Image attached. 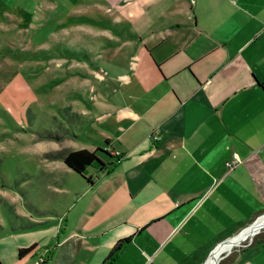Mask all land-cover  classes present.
<instances>
[{
    "label": "crops",
    "instance_id": "1",
    "mask_svg": "<svg viewBox=\"0 0 264 264\" xmlns=\"http://www.w3.org/2000/svg\"><path fill=\"white\" fill-rule=\"evenodd\" d=\"M29 1V26L60 14V34L74 32L92 53L72 109L92 145L67 149L102 147L113 157L99 153L112 163L87 168L92 183L60 158L79 179L49 171L47 189L66 202L46 209L47 221L12 227L0 239L8 254L0 264H35L40 255L43 264H110L124 238L111 264H205L217 244L261 217L264 0ZM73 188H81L75 198ZM26 228H35L31 241L16 234ZM251 242L231 264H264V243Z\"/></svg>",
    "mask_w": 264,
    "mask_h": 264
},
{
    "label": "rangeland",
    "instance_id": "2",
    "mask_svg": "<svg viewBox=\"0 0 264 264\" xmlns=\"http://www.w3.org/2000/svg\"><path fill=\"white\" fill-rule=\"evenodd\" d=\"M33 3L0 0L3 15L0 28V239L7 238L14 226L47 221L46 209L66 202L65 195L47 189L48 173L56 170L68 182L78 180L74 173H66V165L58 155L67 148L92 145L72 113L76 102H82L81 96L86 90L78 86V81L86 71L85 66L92 64L90 47H80L74 32L60 34L57 30L60 14L42 28L29 26L28 8ZM17 15L22 22L12 28L10 25ZM84 35L89 44L91 34ZM83 99L84 106L90 109V102L86 97ZM87 134H91L90 131ZM80 191L81 188H73L70 197L79 196ZM34 229L26 228L16 234L19 239H24L20 236L25 235L26 240L31 241L28 234ZM259 230H264V226ZM36 234L34 237L41 236ZM254 234L246 236L238 245L225 246L214 264H219L224 253L231 251L228 253L231 254L251 242ZM0 254L8 256L1 245Z\"/></svg>",
    "mask_w": 264,
    "mask_h": 264
},
{
    "label": "trees",
    "instance_id": "3",
    "mask_svg": "<svg viewBox=\"0 0 264 264\" xmlns=\"http://www.w3.org/2000/svg\"><path fill=\"white\" fill-rule=\"evenodd\" d=\"M108 141V140H107ZM99 153L108 155L113 157V154L105 148L98 147L95 150H90L87 148H82V149H76V150H63L61 153H59L58 157L62 158L63 161L73 170L78 172L79 174L83 175L85 179L89 182L92 183L91 177L85 176V171L89 167H95L99 171H109L110 170V164L112 163L111 161H105L103 158L100 157ZM129 238H124L119 240L112 250L110 251L108 255V259L110 261V264L112 261H114L119 254L121 253L124 243L127 242ZM251 243H264V230L259 232L254 238L252 239ZM247 244V243H246ZM36 245L29 246L27 248H20L19 249V256L23 257L30 253ZM234 251L226 258H223L219 264H231L230 257Z\"/></svg>",
    "mask_w": 264,
    "mask_h": 264
},
{
    "label": "bare ground",
    "instance_id": "4",
    "mask_svg": "<svg viewBox=\"0 0 264 264\" xmlns=\"http://www.w3.org/2000/svg\"><path fill=\"white\" fill-rule=\"evenodd\" d=\"M264 226V214L256 220V222L247 227L243 232L236 235L231 240L221 244L210 256V258L205 262V264H214L215 260L219 258V256L222 254V251L224 250L225 246L228 247L230 245H238L241 240H243L246 236L254 234L256 231H258L261 227ZM235 241V242H234ZM221 258V257H220ZM217 264V263H216Z\"/></svg>",
    "mask_w": 264,
    "mask_h": 264
},
{
    "label": "water",
    "instance_id": "5",
    "mask_svg": "<svg viewBox=\"0 0 264 264\" xmlns=\"http://www.w3.org/2000/svg\"><path fill=\"white\" fill-rule=\"evenodd\" d=\"M257 219H258V218H257ZM257 219H256V220H257ZM256 220H254V222H252V224H250L249 226L253 225V224L256 222ZM249 226H247V227H249ZM247 227H246V228H247ZM246 228H244V229H246ZM244 229H243V230H244ZM243 230H241L239 233H241ZM259 231H260V230L256 231L255 234H257ZM239 233H238V234H239ZM238 234H237V235H238ZM255 234H254V235H255ZM254 235H253V236H254ZM253 236H251L250 238L253 239V238H252ZM234 237H235V236H233V237H231V238L224 239V240L221 241L219 244H217V245L215 246V248H213V250L211 251V253H210V255L208 256V258L211 256V254H212V253H213V252H214V251H215V250H216L221 244H223V243H225V242L231 240V239L234 238ZM229 252H231V251H228V252L224 253V254L221 256L220 260L223 259V258H224ZM208 258H207V260H208ZM207 260H206V261H207ZM206 261H205V262H206ZM219 262H220V261H219Z\"/></svg>",
    "mask_w": 264,
    "mask_h": 264
},
{
    "label": "built area",
    "instance_id": "6",
    "mask_svg": "<svg viewBox=\"0 0 264 264\" xmlns=\"http://www.w3.org/2000/svg\"><path fill=\"white\" fill-rule=\"evenodd\" d=\"M154 138L155 139H158L159 137L156 135V134H154ZM264 214V213H263ZM262 214V215H263ZM261 215V216H262ZM260 217V216H259ZM258 217V218H259ZM45 261V257H44V255H40L37 259H36V261H35V264H43V262Z\"/></svg>",
    "mask_w": 264,
    "mask_h": 264
}]
</instances>
